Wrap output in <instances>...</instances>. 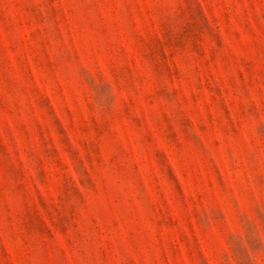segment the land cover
I'll list each match as a JSON object with an SVG mask.
<instances>
[{"label":"rangeland","instance_id":"rangeland-1","mask_svg":"<svg viewBox=\"0 0 264 264\" xmlns=\"http://www.w3.org/2000/svg\"><path fill=\"white\" fill-rule=\"evenodd\" d=\"M0 264H264V0H0Z\"/></svg>","mask_w":264,"mask_h":264}]
</instances>
